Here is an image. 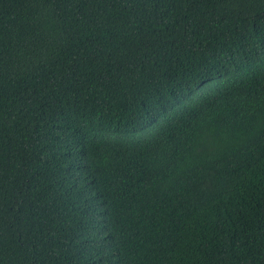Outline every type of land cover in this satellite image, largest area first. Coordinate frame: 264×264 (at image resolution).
Listing matches in <instances>:
<instances>
[{"label":"trees","instance_id":"1","mask_svg":"<svg viewBox=\"0 0 264 264\" xmlns=\"http://www.w3.org/2000/svg\"><path fill=\"white\" fill-rule=\"evenodd\" d=\"M0 264H264V0H0Z\"/></svg>","mask_w":264,"mask_h":264}]
</instances>
